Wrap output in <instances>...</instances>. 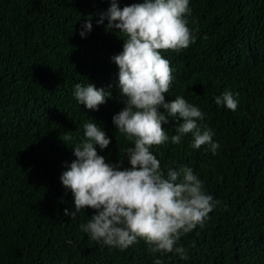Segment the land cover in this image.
<instances>
[{"label":"trees","instance_id":"trees-1","mask_svg":"<svg viewBox=\"0 0 264 264\" xmlns=\"http://www.w3.org/2000/svg\"><path fill=\"white\" fill-rule=\"evenodd\" d=\"M110 2L0 0V264H264V0H189L195 43L162 50L175 77L166 101L179 95L198 106L220 145L216 155L193 149L188 134L153 146L162 165L193 169L219 201L178 242L188 259L153 255L142 239L126 250L105 246L81 230L92 209L64 214L75 204L60 177L83 124L97 122L111 138L108 149L97 146L106 162L126 164L131 146L112 120L124 107L112 60L124 41L98 23ZM88 82L112 92L99 111L75 99V85ZM225 90L239 93L237 110L215 103ZM163 127L177 134L175 121Z\"/></svg>","mask_w":264,"mask_h":264},{"label":"clouds","instance_id":"clouds-1","mask_svg":"<svg viewBox=\"0 0 264 264\" xmlns=\"http://www.w3.org/2000/svg\"><path fill=\"white\" fill-rule=\"evenodd\" d=\"M191 13L189 0H139L123 8L119 0H111L107 12L100 14L98 23L107 20L106 30H118L124 41L123 50L112 57L119 69L117 86L124 107L112 120L131 145L124 150L127 163L120 159L106 162L97 146L108 149L111 138L97 122H85L83 139L72 146L76 159L60 177L75 204L73 211L65 209L64 214L74 218L92 209L94 214L81 230L97 243L126 250L142 239L153 255L175 253L187 260L186 250L178 242L203 225L219 203L193 169L166 167L153 152V146L169 140L180 144L188 134L193 149L207 145L216 155L220 147L198 106L179 95L166 101L175 77L162 50L180 52L195 43L188 27ZM91 19L89 16L82 24L81 37L91 32ZM74 96L86 109L99 111L112 92L91 82L77 83ZM238 96V92L225 90L215 97V103L235 111ZM171 121L176 122L177 134L169 137L163 125ZM153 264L162 262L155 259Z\"/></svg>","mask_w":264,"mask_h":264}]
</instances>
